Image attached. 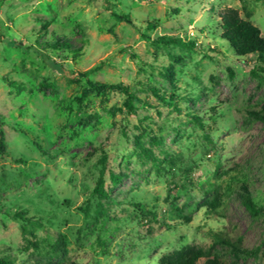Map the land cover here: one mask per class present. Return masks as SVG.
Here are the masks:
<instances>
[{"label":"rangeland","instance_id":"rangeland-1","mask_svg":"<svg viewBox=\"0 0 264 264\" xmlns=\"http://www.w3.org/2000/svg\"><path fill=\"white\" fill-rule=\"evenodd\" d=\"M232 22L264 38V0H0V262L264 264V62Z\"/></svg>","mask_w":264,"mask_h":264},{"label":"trees","instance_id":"trees-1","mask_svg":"<svg viewBox=\"0 0 264 264\" xmlns=\"http://www.w3.org/2000/svg\"><path fill=\"white\" fill-rule=\"evenodd\" d=\"M221 37L224 38L231 49L237 55H255L256 59L259 62H264V38L261 37L259 29L249 23L246 22H232L225 23L222 25V33ZM188 46L194 47L195 45L190 42ZM87 71L80 72V76H87ZM87 85L90 89L95 91H105V89H113L119 91L125 95V99L123 101V108H119V110H124L127 114H132L135 112L136 108L134 106V102L138 101L139 98L135 94V92L131 89L129 85H125L121 82L118 83H101L94 82L87 79ZM153 93L156 94V89H152ZM158 96V94H156ZM172 97V98H171ZM174 94H170V102L167 105L171 106L174 109H178L177 100H174ZM112 114H114L115 108H111ZM257 119L264 121V114L254 113ZM198 119V118H196ZM199 120V119H198ZM4 146L3 135L0 133V148L2 149ZM105 159H103L104 165ZM110 178L112 183H116L120 180L119 174L110 173ZM103 166L101 168V172L96 180L95 186L93 188V192L97 195L99 199H103L107 197V193L103 188ZM243 203L246 208H248L252 213L263 212L264 208L257 207L250 197V195H246L243 198ZM214 204H217V201H214ZM213 239L215 241H220L226 243L231 246L235 250H240L235 246L234 242L229 240V238L224 235H220L217 232L212 234ZM205 252L201 249H196L193 247L184 248L178 250L176 252L167 253L161 256L158 263L159 264H236L234 262L225 260L224 258L218 255H212L205 258ZM204 259V260H202ZM202 260V261H201ZM201 261V262H200ZM3 264V262H0Z\"/></svg>","mask_w":264,"mask_h":264}]
</instances>
